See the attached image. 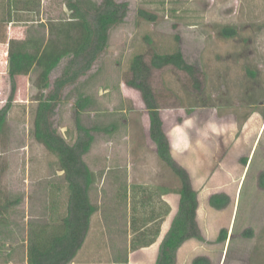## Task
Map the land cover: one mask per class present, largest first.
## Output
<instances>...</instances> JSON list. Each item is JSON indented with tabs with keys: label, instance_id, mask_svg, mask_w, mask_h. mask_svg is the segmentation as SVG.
Listing matches in <instances>:
<instances>
[{
	"label": "rangeland",
	"instance_id": "1",
	"mask_svg": "<svg viewBox=\"0 0 264 264\" xmlns=\"http://www.w3.org/2000/svg\"><path fill=\"white\" fill-rule=\"evenodd\" d=\"M68 1L40 0L39 11L19 14L40 20L34 25L22 20L0 23V108L10 94L8 40L44 41L32 70L15 77L13 104L0 135V204L9 201L6 211L0 210L4 220L0 264H27L28 227L45 225L65 211L67 187L58 158L35 140L32 128L38 103L68 61L65 55L86 41L87 26L70 18ZM76 1L90 9L101 2ZM116 1L128 3L126 16L110 31L108 46L92 68L62 89L51 113L52 128L68 143L77 139V122L93 138L82 161L93 174L88 197L94 214L84 243L69 264L137 260L129 250L130 185L139 181L174 185L176 179L148 138L140 93L125 80L133 55L142 53L149 62L154 52L177 49L196 69L200 86L194 87L188 73L171 65L152 69L149 82L164 128L175 137H185L188 153L198 157L201 151L207 175L197 187L199 191L213 183L223 187L228 205L237 175L256 142L224 264H264V188L259 184L264 174V0ZM5 11L6 0H0V20ZM80 96L92 99L83 111L75 105ZM188 162L194 165L198 159ZM195 173L196 178L201 176ZM215 174L217 181L210 182ZM226 234L223 228L216 240L206 243L211 257L221 253ZM194 257L192 251H181L178 264H191Z\"/></svg>",
	"mask_w": 264,
	"mask_h": 264
},
{
	"label": "trees",
	"instance_id": "2",
	"mask_svg": "<svg viewBox=\"0 0 264 264\" xmlns=\"http://www.w3.org/2000/svg\"><path fill=\"white\" fill-rule=\"evenodd\" d=\"M66 7L73 21L84 22L87 26L86 41L79 50L65 55L69 58L60 76L55 79L53 88L37 105L32 134L37 142L57 156L59 170L63 173L67 187V200L62 215L51 217L45 225L28 227L27 264H69L76 257L88 234L91 217L94 214V208L88 197V188L93 182V174L84 165L82 159L89 151L93 138L88 130L77 122V139L73 144L68 143L64 136L52 128L51 113L62 89L87 73L106 50L110 31L123 21L128 10V3L101 0L99 6L90 9L79 1L71 0L66 3ZM39 8L40 0H6V11L0 23L8 25L22 20L21 22L25 25H34L40 20L24 19L19 14L39 11ZM7 44L10 94L5 105L0 108V135L6 128L7 115L13 104L16 91L15 77L27 75L32 70L42 53L44 41L38 38H11ZM168 65L188 73L194 81V87L199 88L196 69L185 60L179 49L170 53L154 52L149 62H146L142 53L133 55L128 66L130 76L125 80L128 87L140 93L148 111L149 137L156 146V155L176 179L174 185L170 182L157 185L145 183L130 185V251L149 246L159 236L161 223L170 212V206L162 199V196L170 192L180 196L177 212L159 245L155 264H176L177 251L185 241L189 239L204 241L196 221L198 192L192 187L186 169L171 155L170 143L163 130L160 107L149 82L152 69H161ZM47 85L49 87V83ZM91 103V97L80 96L75 105L79 111H83ZM259 180V184L264 188V174ZM209 203L219 210L228 205L229 197L225 193L213 194L210 196ZM8 206L9 201L0 204V210L6 211ZM0 220L4 222L3 219L0 218ZM220 238L221 234L218 240ZM192 264H211V262L205 256H197Z\"/></svg>",
	"mask_w": 264,
	"mask_h": 264
},
{
	"label": "crops",
	"instance_id": "3",
	"mask_svg": "<svg viewBox=\"0 0 264 264\" xmlns=\"http://www.w3.org/2000/svg\"><path fill=\"white\" fill-rule=\"evenodd\" d=\"M159 112H160L161 119L163 121V130H164L166 136L168 137V140L170 143L171 155L174 158V160L177 163H179V165H183L182 167H184L186 169V171L191 175L192 187L198 192V195H197L198 208H197V212H196V221H197L198 227L200 229L201 235L204 238V241H199L197 239H189V240L185 241L177 251V263L176 264H178V258H179L181 251H185L187 253L192 251L193 254L195 255V257L206 256L210 259L211 262H214V264H224L225 259H226V255H227L228 242L230 241L232 231L234 228V224H235V221L237 219L240 194H241V191H242V188L244 186L245 179H246V176H245L246 169H247L248 163L251 159L253 150L256 146V142H254L253 145L251 146V148L249 149L248 157H247V159H245L246 161H245V163L242 164L240 173L237 175L238 178L235 182V189H234L233 194H232L231 205H227L225 208L218 210V209H215L214 207H212L210 205V203H209L210 196L213 194H217V193H222V192L225 193L227 190L223 189V187L218 188L217 184L213 183L214 186H211L212 185L211 184L209 187H206V189L199 191L197 186L202 185L204 178L207 175L206 172H205V174L203 172L204 165L201 166L202 162L200 163L201 158H202L201 157L202 156L201 151L199 153H197V154H199L198 157L193 152L188 153L186 151L185 137L180 136V135H178V137H175L174 133H170V134L167 133L165 128H164L165 127V125H164L165 120L163 119V117L161 115V110H159ZM145 113H146L145 126H146V130H147L148 138L150 139V137H149L150 121H149L148 111L146 110V108H145ZM262 121L264 123V119ZM263 123H262L261 127L263 126ZM261 127H260V129H261ZM260 129H259V132H260ZM150 141H151V139H150ZM185 153H188V155L186 156ZM191 159H193V161H194V159H195V161H196V159H198V162L194 163V165H193V162L192 163L188 162V160L191 161ZM198 163H200V164L198 165ZM195 172H197V174L201 175V176L196 178ZM191 177H190V179H191ZM212 181H215V182L217 181L216 174L213 177H211L210 182H212ZM136 183H142V182L139 181ZM179 198H180L179 194L174 193V192H170V193L164 194L162 196V199L169 204L170 212L164 217V219L161 223V226H160L159 236L157 237L155 242H153L149 246L141 247V248H138L136 250L130 251V255L131 256L135 255L136 259H137L136 261H134V264H155L157 254H158L159 245H160L163 237L165 236L166 232L170 228L171 222H172V220H173V218L177 212L178 204H179ZM223 228L227 229V234L224 238L223 247L221 249V253L219 254V256L216 258H213L210 256L211 254H209L207 252L208 249L206 248V246H207L206 243L211 242L215 238H217L218 232ZM193 259L190 260L191 264H192Z\"/></svg>",
	"mask_w": 264,
	"mask_h": 264
}]
</instances>
